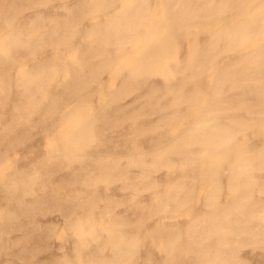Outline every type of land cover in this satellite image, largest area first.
I'll use <instances>...</instances> for the list:
<instances>
[{
	"label": "bare ground",
	"instance_id": "1",
	"mask_svg": "<svg viewBox=\"0 0 264 264\" xmlns=\"http://www.w3.org/2000/svg\"><path fill=\"white\" fill-rule=\"evenodd\" d=\"M62 1V10H58L59 7L52 10L53 0H0V159L20 145L27 147L37 134L44 136L51 127L65 125L74 114L88 111L93 105L92 109L95 108L97 104L92 103L95 96L100 103L74 126L70 141H61L60 146L57 142L58 146L50 148L49 156L42 153L46 157L34 166L22 168L21 164L16 171L6 173L0 191L4 203L0 208V254L13 255L5 259L6 264H235L236 256L229 250L216 255L210 251L207 241L202 244L198 239H190L187 246L189 250L197 247L198 252L182 256L171 241L174 239L172 232L158 226L153 228L150 237L167 241L160 262L154 261L155 248L139 256L137 232L144 221L163 210L157 203L146 206L138 196L153 181H146L143 167V174L136 181L130 173V161L124 157L104 156L100 149L91 148L90 144L104 141L111 147L108 128L149 121L156 112H159L158 122L140 132L130 131L134 132L132 139L148 137L161 124L174 122L178 117L176 112L182 110L185 103L192 105L198 100L193 101L194 96H199L197 92L184 94L186 84L207 72L224 51L234 50L246 41H260L254 55L259 57L258 67L243 66L245 56L235 55L236 58L215 73L213 90L216 93L211 101L215 99L200 121L204 124L210 121L211 126L203 130L189 127L175 142V150L188 158L207 155L197 154L192 147L193 140L199 138L211 156L233 159L239 147L233 149L227 141L219 143L230 137L229 123L214 118L221 109L234 106L239 111L233 118L239 119H233L232 126L257 122L264 130V0H159L158 4L152 0ZM46 6L51 8L47 7V11ZM154 9L155 15L150 18ZM152 20L160 30L157 34L149 31ZM210 27L213 29L202 49L197 45L193 51L186 50L192 30L205 34ZM137 44L139 49L129 48ZM179 55L180 58L172 60L170 65L165 64ZM247 58L252 60V57ZM117 74L121 75V80L116 85L104 81L105 76L112 80ZM156 76H160V84L155 82ZM199 82L196 88L203 89L206 80ZM232 87L238 90L230 91ZM133 93L136 96L127 101L126 97ZM175 103L179 107L171 113L169 109ZM246 113L251 119L240 121V116ZM165 153H158L160 162H170ZM139 161L151 172L152 162ZM74 162L79 164L76 170L60 180L62 173L58 183L49 182L50 177L60 169L73 166ZM119 179L122 188H130L133 198L129 201L109 198L102 203L100 182ZM217 180H222L220 175ZM230 182L233 184V179ZM236 182L243 185L241 179ZM241 190L245 192L248 188L241 187ZM240 192L238 190L233 196L235 204H241L238 215L233 220L224 217L214 222L225 225V229L235 235L246 234L251 238L264 231V222L262 215L259 219L254 215L259 204L249 197L243 199ZM47 202L69 215L71 230H83L80 236H75L74 260L57 256L54 259L49 255L40 258V253L49 248L47 236L51 231L40 228L42 226L37 223L41 220L36 223L35 219L40 215L38 212L48 208L49 205L43 208ZM119 202L127 205L128 215L116 212ZM96 221L109 222L106 233ZM239 221L245 222L240 224ZM24 226L25 231L23 229L19 236L10 234L11 230ZM38 235L45 239L30 243L33 236ZM122 235L124 242L117 245ZM105 236L108 238L103 240ZM15 244L20 246L15 248ZM110 247L113 252L108 254L106 249ZM18 258L24 260L21 262Z\"/></svg>",
	"mask_w": 264,
	"mask_h": 264
},
{
	"label": "rangeland",
	"instance_id": "2",
	"mask_svg": "<svg viewBox=\"0 0 264 264\" xmlns=\"http://www.w3.org/2000/svg\"><path fill=\"white\" fill-rule=\"evenodd\" d=\"M61 2L63 1L53 0V2L51 3L53 7H48L50 5L49 4L44 9H46L47 11L50 8L52 10H56L59 7L58 10H62L61 4L63 3ZM152 2L154 4H158L160 1L152 0ZM155 11L156 9L151 11L150 18L155 15ZM163 12L164 11L162 10L161 13L163 14ZM150 23H153V20ZM145 26L148 27V23L145 24ZM218 26L219 24L215 27ZM211 28L212 27H210L209 29L206 28L205 34L196 30H192V39L190 40V44L188 46H185L186 50L193 51V49H195L197 45H200L199 48L202 49V45L207 42L206 37L210 35L211 30L213 29ZM149 31L150 33L156 34L160 32L155 22L153 23L152 27L149 28ZM259 43L260 41H246L243 44L244 46L242 45L231 51H224L223 56L221 57V55H219L217 57V61L214 62V64L209 68L207 72L201 73L198 77L195 78L194 81L186 84L183 88L184 94L197 92V94L199 93V96L198 98L194 96L193 101H196V99L198 100L192 105H187L185 103V106H183L184 108L182 110L179 109L178 111L176 109L179 107V105L177 103L173 104L169 111H171V113L177 111L176 114L178 117L174 122L168 125L161 124V126L157 128L155 132H152L148 137H138L132 139L131 137L134 132L130 131L136 130V132H140L142 129L150 126L153 122H158L159 112H156L151 119L153 121H142L137 122L135 125L125 124L121 127H111L108 128V130L106 129L107 133L109 132L108 136L112 138L111 147H107V143H105L104 141H94L92 144H90L91 148L100 149L104 156H108L110 158L114 156L120 158L124 157L127 161H130V167L132 168L130 173L136 181H138L141 174H143L142 167L144 172H146V181H148L149 179L150 181H153V184L143 189L142 194H139L138 196L146 206L149 207L160 204V207H163V210L161 211V214L154 215L149 221H144L145 223L143 224L142 229L137 232L136 239L140 243L138 250L139 256H144L145 253L148 252V249L155 248L156 251H154V261L157 260L158 262H160L159 260L164 254L163 247L166 246L167 241L165 238H159V240H156L150 237L153 228L158 226L161 229H167L169 233L170 231L172 232L174 239L171 241L174 243V245H176L178 251L182 254V256H186L188 253L194 255L196 252H198L197 247L193 246L191 250L187 248L188 244L190 245V239H193L195 241L198 239L202 240L200 242L202 244L204 243V241H207L210 251L216 255L226 254L227 250H229L232 256H236L237 261L235 264H264V231L250 238L246 234L235 235V233L227 231L225 229V225L216 224L214 222L219 221L224 217H228L229 219L233 220L235 215H238V211H240L241 209V204L237 206L235 204V197H233L234 194L238 192V190L242 192L243 199L249 197L248 199H254L256 201V204H259V207L256 209V211H254V215H258V219L259 216L262 215V222H264V130L260 129V123L256 122L257 124L255 123L249 126L245 124L232 126L230 122L233 119H239L233 118L236 117V113L239 111L234 106L221 109L219 111V114L216 115L217 117L215 116L214 119L219 118L222 122L229 123L227 124L229 126L227 129H229L228 135L230 137L226 138L225 141L223 139L219 140V143H225L227 141V145L229 147L233 149L235 147H239V153L233 159L225 160L218 155L211 156V154H208V149L206 148V146H204L202 142H200L199 138L196 137H194L196 139L193 140L194 143L192 144V147L197 152V154L200 152L207 154L205 157L188 158L175 150L176 140L182 134L186 133L187 128L195 127L196 130L198 128L200 130H203L205 129L204 127H208L210 125V121H206L207 124H204L205 122L200 121L202 119V116L210 111V104L215 99L214 98L211 101V98L216 93V91L213 90L215 73L223 68V65L226 62L236 58L234 57L235 55L245 56L243 59L245 61L242 62L243 66L246 64L253 68L258 67L260 61L259 57L254 55H256L257 51L259 50ZM129 48H131V50H133V48L137 50L140 48V46L139 44L131 45L129 46ZM244 48H247V50L244 51ZM128 52L131 53L132 51ZM247 57H252V60L249 61V58ZM178 58H180V55L168 59L165 64L170 65L172 60L175 61ZM117 70H115L114 72H116ZM60 78H62V75L60 76ZM159 78L160 76H156L155 78V82H157V84H160L161 82V78ZM203 79L206 80V86L203 89L196 88V86L200 83L199 81ZM120 80V74H117L112 78V80H109L107 76H105L104 78L105 82L108 83V81H112L113 85L119 83ZM246 87L247 86H245V88ZM236 89L238 90L237 87H232V89L229 90L235 91ZM134 96H136L135 93L129 95L128 98L126 97V100L128 101ZM98 100L99 99L97 98V96H95L92 103L97 104V106L92 109V107L94 106L93 105L87 110H92V112L96 110L100 104H98ZM88 111L83 110L74 114L65 125H54L55 129H57L56 133L54 132L55 129L51 127L47 132L49 134L44 133V136L42 134H37L35 138H33L26 144L27 147L24 148L25 145H20L16 147L15 150H12L11 154L9 153L8 155L4 156L2 158L4 161L0 159V191L2 182L6 178V175H8L6 173L10 174L16 171V169H19V165H23L22 168L32 167L35 164L39 163V161L41 162L43 158L46 157V155L49 156L48 153H51L52 146H60V143L62 145V142L65 143L67 141H70L69 139L71 133L74 131V126L86 118V113ZM241 112L245 113L244 111ZM240 117V121L242 122L251 119L248 113H246L245 115L242 114ZM122 132L126 133L123 134ZM113 140H117L119 142H114ZM57 142L58 145L56 144ZM41 150L43 152H40ZM162 151H166L165 155L170 158V162H160L161 158L159 159L157 155ZM42 153H46V155L44 154V156ZM6 157L8 158L7 160H5ZM139 159H145L147 162H152L153 168L151 172L146 170L147 166H142V164H140ZM71 165L73 166L70 167L69 165L68 167L60 169L61 172L58 171L55 176H53L52 178L50 177L51 180L48 179L49 182L51 181L52 183H58V176H60L62 173L64 174L60 176L61 180L64 176L67 175V173L76 170L79 164L78 162H74ZM68 168H70L69 171ZM230 174L231 176L229 177ZM217 175H220V177L222 178L221 181L217 180ZM230 179H233L234 185L231 184ZM237 179H241L243 181V185L238 184L236 182ZM244 181H247V185H244ZM105 183L100 182L101 185L99 188V196L102 203H104L109 198H115L125 201H129L133 198L134 194L130 192V188L121 187L120 179L115 181L113 180L106 184ZM241 187L248 188V190L246 191L250 192H244L243 190H241ZM245 194L248 196H246ZM0 198V208L2 209L1 206H3L4 203L1 196ZM119 203L120 204H117L116 206V212L121 215H128L130 211L126 208L127 205H125V203L123 202ZM46 205H49L50 207L48 206V208H50L51 210L48 208H44ZM53 205V203L48 204V202L43 204L44 209L37 213L42 215L43 212H45L42 215L43 217L39 215V218L37 215V219H35L36 223L41 220L39 223H37L42 226L40 228L50 229L51 231L50 235L47 236V244H49V248L45 251H42V254L40 253L41 256H39L41 258L49 255L51 258L54 256V259L57 257H68V259L74 260L76 257L74 250L75 240L77 239V236H80L82 234L83 230L82 228H77L75 231L71 230L69 227L71 222L69 215L60 210L57 205L54 207ZM52 209L55 210L52 212ZM96 222L98 226L102 227L103 229L107 228L109 223L108 221ZM243 222L245 221H239L240 224ZM49 223L51 224L50 226ZM23 229L25 231V226L24 228L20 227L17 230L15 229L16 231L14 229L11 230L10 234L14 237L19 236V234L23 233ZM104 232L106 233L107 229H105ZM105 237L106 238H103V240H106L108 238L107 236ZM44 239L45 236H33V239H31L30 243L34 241L40 242V240L43 241ZM123 242L124 235L118 238L116 244L120 245ZM18 245L20 246V244ZM18 245L15 244V248L18 247ZM110 248L106 249V252L108 254H111L113 252V248ZM46 251L48 252L45 253ZM0 255V264H6L7 262L5 259L8 256H13L6 253ZM18 260L22 262L24 259L18 258ZM134 264L140 263L134 262Z\"/></svg>",
	"mask_w": 264,
	"mask_h": 264
}]
</instances>
